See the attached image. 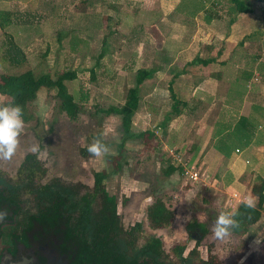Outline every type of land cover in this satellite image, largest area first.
<instances>
[{
  "label": "crops",
  "instance_id": "1",
  "mask_svg": "<svg viewBox=\"0 0 264 264\" xmlns=\"http://www.w3.org/2000/svg\"><path fill=\"white\" fill-rule=\"evenodd\" d=\"M31 1L0 0L6 13L0 35L31 25L43 33L47 22H67L57 46L49 40L48 63L63 45L61 36L70 38L77 56L80 47H96L94 34L101 32L97 55L82 57L101 70L86 86V99L107 109L126 105L135 94L131 122L140 130L159 129L163 158L172 161L175 153L214 172L217 179L205 185L222 194L231 212L249 201L254 182L264 181V0H248L244 12L225 0H77L66 16L61 8L37 15L25 9L33 8ZM30 46L36 45L22 43L24 57ZM142 70L147 73L137 82ZM77 77L71 70L58 83L73 96L65 81ZM173 106L178 114H170Z\"/></svg>",
  "mask_w": 264,
  "mask_h": 264
},
{
  "label": "rangeland",
  "instance_id": "2",
  "mask_svg": "<svg viewBox=\"0 0 264 264\" xmlns=\"http://www.w3.org/2000/svg\"><path fill=\"white\" fill-rule=\"evenodd\" d=\"M43 2L32 0L30 3L33 8L27 6L25 9L44 15V11L52 13V9L61 8L66 16L73 3L79 4L77 0ZM3 5L0 3V8H4ZM31 26L24 32L6 31L14 34V43L19 47L28 40L36 45L30 46L31 50L26 57L16 65L5 56L9 45L8 35H0V72L19 73L29 69L35 76L49 74L57 80L62 73L69 76L71 70H77L78 77L74 81L65 82L80 109L75 118H69L59 109L56 86L41 87L35 99L28 104L29 119L24 121L15 153L10 159L0 158L1 177L7 178L4 173H8L16 175V181L22 183L31 178V184L73 187L77 189V199L82 193H93L94 188L98 190L97 193L105 190L116 199L115 210L118 213V225L121 224V231L125 235L121 239L126 251L128 244H131V248H138L147 242L149 236H158L162 240L163 249V255L158 261L162 264H264V181L261 179L254 182L255 185L250 189L251 206L247 204L246 210L251 221L247 232L236 235L229 231L217 237L214 234L216 218L222 211L231 212V208L224 206V197L219 191H211L205 185V182L217 179L214 172L205 169L199 161H189L187 157H182L179 162L174 158L172 161L163 158L166 152L161 147L159 129L156 127L145 129L151 131L154 139L126 138L119 115L114 112L105 113L101 111L105 108L98 102L86 99V86L100 77L101 70L93 68L94 60L86 62L82 57L87 56V52L89 57L97 55L101 32L94 34L93 44L96 47H80L77 56L71 55L70 38L61 36L64 38L63 45L56 48L61 53L57 54L55 44L51 43L56 54L52 52L50 61L46 63L44 57L49 51V40L52 38L57 46L59 31L67 29L69 25L64 21L59 25L47 22L42 25L43 33H40L39 25L36 31ZM91 68L94 71L93 77L90 75ZM4 99L0 96V103ZM139 131L143 130L130 120V132ZM94 139H100L105 145L106 150L100 155L87 151ZM33 145L38 146L35 152L31 150ZM171 162L176 165V170L170 177H166L163 168ZM184 166L188 169L194 167L191 171L196 172V180L184 172ZM96 172L104 175L101 185L96 184ZM224 183L229 184L228 181ZM240 187L244 186H237ZM163 194L171 196L175 215L170 226L152 229L146 222V207L155 196ZM92 202L95 210L92 215L98 219L96 210L102 201L96 199ZM257 211L259 215L255 216ZM137 222L141 227L134 228ZM109 239L113 243L114 239Z\"/></svg>",
  "mask_w": 264,
  "mask_h": 264
},
{
  "label": "flooded vegetation",
  "instance_id": "3",
  "mask_svg": "<svg viewBox=\"0 0 264 264\" xmlns=\"http://www.w3.org/2000/svg\"><path fill=\"white\" fill-rule=\"evenodd\" d=\"M4 175L7 178L0 175V210L6 213L0 219V264H124L142 247L128 244L126 251L121 224L109 226L107 216L102 218L98 210V219L92 207L81 216L83 202L76 198V188L31 184V178L22 183L16 175ZM136 259L160 264L147 253Z\"/></svg>",
  "mask_w": 264,
  "mask_h": 264
},
{
  "label": "trees",
  "instance_id": "4",
  "mask_svg": "<svg viewBox=\"0 0 264 264\" xmlns=\"http://www.w3.org/2000/svg\"><path fill=\"white\" fill-rule=\"evenodd\" d=\"M230 4L231 8L235 12H244L249 11L251 5L248 0H227ZM6 19V13L0 11V26H3V20ZM2 35H8V48L6 50V57L9 59L8 61L14 65L19 64L24 59V54L22 49L12 41V34L7 33L6 31H2ZM48 50V49H47ZM47 51L44 52L46 54ZM140 75L137 76V82L143 78L142 75L147 73V71L142 70L139 71ZM56 86V96L59 98V109L63 111L69 118H75L79 113V104L73 99L72 95L67 94L63 87L58 83V79L54 80L49 74H41L39 76H35L31 70H25L19 73H6L0 72V94L4 96V101L0 104L7 103L9 101H14L21 105L23 109V120L26 121L29 119V115L27 112L28 104L33 99H35L38 90L41 87L51 88ZM136 95L134 94L131 100L122 107H109L107 109H101V111L105 113L114 112L120 116L121 119V127L124 132V136L127 137H145L149 140L153 138L151 131L143 130L138 133L130 132V120L133 112L136 108ZM100 110V109H99ZM179 111L175 110L173 106L170 114H178ZM169 117H167L168 119ZM154 139V138H153ZM123 143H121L122 145ZM120 145V146H121ZM176 170L175 164H169L165 168H163V174L168 177ZM104 178V175L100 172H96L95 180L96 184L101 185V182ZM93 193H82L78 197L83 204L81 205L83 208V213L81 216H86L85 212L92 207L93 200H101L102 203L98 204L97 210L100 212L101 217L107 216L109 220V226L117 228L118 225V214L115 211L116 209V199L114 195H109L105 190L102 193H97L98 190L93 189ZM100 194L97 198L96 195ZM90 202H92L90 204ZM235 212V219L237 221L235 227L231 228L230 232L236 235H242L247 232L250 225V215L246 210V204L240 203L237 208L233 211ZM175 215L174 204L171 200V196L166 195H158L155 196L152 201L146 207V222L147 225L152 228H166L171 225L173 218ZM258 211L255 213V216H258ZM95 221L94 226L96 230L100 227L96 224ZM134 228L141 227L140 223H135ZM132 228V227H131ZM205 230V229H203ZM147 253L148 256H151L155 260H159V258L163 255L162 249V240L158 236L151 235L147 239V242L142 246L139 250H136L132 253L131 256L127 257L124 264H147L145 260L138 261L136 259L137 255H142ZM108 264L110 262L107 261ZM162 264L161 261H159Z\"/></svg>",
  "mask_w": 264,
  "mask_h": 264
},
{
  "label": "clouds",
  "instance_id": "5",
  "mask_svg": "<svg viewBox=\"0 0 264 264\" xmlns=\"http://www.w3.org/2000/svg\"><path fill=\"white\" fill-rule=\"evenodd\" d=\"M24 125L23 109L14 99L4 104H0V158L10 159L15 153L18 137ZM33 152L38 150V146L33 145ZM105 145L100 139H94L87 147V151L93 155H100L105 151ZM251 206L250 201H246ZM6 215L0 210V219ZM235 212L222 211L216 218L214 226V234L217 237L226 235L231 228L235 227L237 221Z\"/></svg>",
  "mask_w": 264,
  "mask_h": 264
},
{
  "label": "built area",
  "instance_id": "6",
  "mask_svg": "<svg viewBox=\"0 0 264 264\" xmlns=\"http://www.w3.org/2000/svg\"><path fill=\"white\" fill-rule=\"evenodd\" d=\"M172 156H173V158L177 161L178 160V162L181 160V158H180V156H178V155H174V153H172ZM180 164V163H179ZM189 168H191V169H188V168H186L185 166L184 167H182V169L184 170V172L186 173V174H188V176L192 179V180H196L197 179V174H196V172H192L191 170L194 168L193 166H190Z\"/></svg>",
  "mask_w": 264,
  "mask_h": 264
}]
</instances>
